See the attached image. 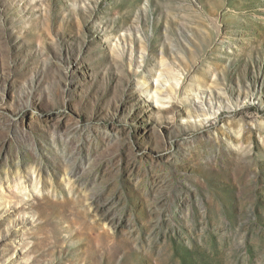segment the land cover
<instances>
[{
    "label": "rangeland",
    "instance_id": "obj_1",
    "mask_svg": "<svg viewBox=\"0 0 264 264\" xmlns=\"http://www.w3.org/2000/svg\"><path fill=\"white\" fill-rule=\"evenodd\" d=\"M0 264H264V0H0Z\"/></svg>",
    "mask_w": 264,
    "mask_h": 264
}]
</instances>
